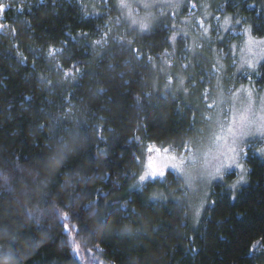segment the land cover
<instances>
[{
    "label": "trees",
    "instance_id": "trees-1",
    "mask_svg": "<svg viewBox=\"0 0 264 264\" xmlns=\"http://www.w3.org/2000/svg\"><path fill=\"white\" fill-rule=\"evenodd\" d=\"M99 4L92 16L84 0H0V258L264 264V157L253 147L244 160L247 184L232 193L214 183L193 231L172 172L129 190L148 150L180 152L202 128L190 101L153 92L168 26L138 33L121 23L112 0ZM221 8L217 14L264 36V0H224ZM227 50L220 47L224 64ZM204 61L185 73L186 89L201 100L213 80ZM61 139L71 151L45 163Z\"/></svg>",
    "mask_w": 264,
    "mask_h": 264
},
{
    "label": "rangeland",
    "instance_id": "rangeland-1",
    "mask_svg": "<svg viewBox=\"0 0 264 264\" xmlns=\"http://www.w3.org/2000/svg\"><path fill=\"white\" fill-rule=\"evenodd\" d=\"M101 1L104 0H84L89 15L98 16L101 13ZM112 1L118 10L121 23L129 29L144 33L157 22L168 26V52L160 59L159 65L152 67L151 77L154 93H174L187 103L190 101L201 122L202 132L198 138L193 137L188 147L180 152L170 150V154H175L177 158L194 155L197 159L196 167L191 173L195 177L191 187L185 185L183 177H180L183 193L177 198V201L184 203L187 208L189 228L193 231L209 203L212 185L216 182H226L224 184L233 193L247 184V168L244 162L247 149L253 147L251 152L254 155L264 157V136L252 135L240 143L243 150L239 154V160L245 169L243 173L237 168H229L222 171V178H213L209 173L214 170L217 161L212 160L207 167L203 166L204 153L209 149L213 133L218 131L217 122L227 124L226 117L230 107H242L247 101L248 92L252 94L257 111L264 101V82L258 83L264 76V52H261L264 45L250 46L248 43L250 38L259 41L264 40V36L254 37L250 25L241 19L236 20L233 15L217 14L222 13L224 0H148L153 7L147 9L143 7L145 0H127L130 9H122L119 0ZM145 16L148 17L150 25L147 30L141 31L138 25H132V19L139 20ZM239 26L240 30L235 31L234 28ZM179 41H182L183 48H180ZM223 45L227 46L226 57L230 60L226 64L220 54V47ZM197 60H205L204 62L210 64V70L205 71V74L213 77L212 82L208 81L211 83L210 87L202 93V100L196 97L193 89L187 90L185 86L188 77L185 73L194 74L195 70L197 71ZM249 60L256 62L253 69H249L245 63ZM160 150L162 152L163 149ZM156 155V148L147 151L143 157L140 175L145 170L148 158ZM166 172H172L177 177L172 170L166 169ZM241 175L244 176L243 181H240ZM139 176L129 190L137 189L145 182L153 180L150 178L140 184Z\"/></svg>",
    "mask_w": 264,
    "mask_h": 264
},
{
    "label": "snow or ice",
    "instance_id": "snow-or-ice-1",
    "mask_svg": "<svg viewBox=\"0 0 264 264\" xmlns=\"http://www.w3.org/2000/svg\"><path fill=\"white\" fill-rule=\"evenodd\" d=\"M119 6L122 9H130V5L127 0H119ZM145 9L153 7L148 0H145L143 5ZM3 11V7H0V12ZM131 14V13H130ZM132 25H138L141 31H145L149 28L148 17L145 16L139 20L132 19ZM249 45H264V40H255L250 38ZM251 52V47L249 48ZM261 52H264V48H261ZM264 59V56H262ZM249 69L255 67L254 61H245ZM211 108L212 105H209ZM227 124L218 121V131L212 135L211 144L208 151L204 153V167L212 163V160L217 161L214 165V170L209 173L213 178H222V171L229 168H237L243 173L245 169L240 163L239 154L243 150L240 147V143L252 135L264 136V101L261 102L259 110L254 108V100L251 92L247 93V101L243 103L240 108L231 106L229 114L227 115ZM210 119V118H209ZM71 151L68 144L63 139L57 145L55 149V155L45 163H60L66 158L67 153ZM151 151V149H150ZM190 151V150H189ZM156 157L150 156L148 158L145 170L142 175L139 176V183L143 184L148 179H156L157 177L164 178L166 175V169L172 170L176 173L177 178L183 177L184 184L191 187L195 177L191 174L197 164V159L194 155L187 157L177 158L175 154H170L169 148H164L161 152L160 149H156ZM211 157V159H208ZM7 177H4L7 182ZM244 180V176H240V181ZM60 218L65 221L64 230H69L68 213H60ZM74 227V226H73ZM103 227V225H101Z\"/></svg>",
    "mask_w": 264,
    "mask_h": 264
},
{
    "label": "clouds",
    "instance_id": "clouds-1",
    "mask_svg": "<svg viewBox=\"0 0 264 264\" xmlns=\"http://www.w3.org/2000/svg\"><path fill=\"white\" fill-rule=\"evenodd\" d=\"M15 253H9L7 256L4 258H0V264H17V261L13 259V256Z\"/></svg>",
    "mask_w": 264,
    "mask_h": 264
}]
</instances>
